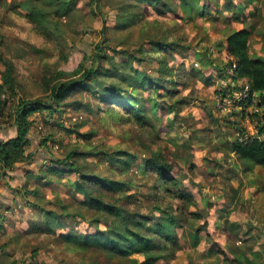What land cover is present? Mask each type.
<instances>
[{"label":"rangeland","instance_id":"rangeland-1","mask_svg":"<svg viewBox=\"0 0 264 264\" xmlns=\"http://www.w3.org/2000/svg\"><path fill=\"white\" fill-rule=\"evenodd\" d=\"M88 1L74 0L66 15L56 20L48 17L47 25L57 24L51 27L56 43H49L33 31V24L24 16L31 2L0 0V53L15 65V86L11 89L2 86L6 66L0 60V115L6 124L2 130L11 128L8 136H15V119L8 114L15 113L19 98L48 97L43 90L45 78L58 68L71 72L81 62L91 64L87 56L98 46L118 65L127 60L130 66L151 72L148 60L139 62L132 55L143 44L147 49L155 47L147 44L149 34L178 42L180 51L170 47L164 54L161 48L154 53L159 58L164 55L173 73L160 89H145L143 101L157 100L165 106L185 101L179 104L178 113L171 109H159L154 115L149 112L144 131L153 129L157 148L181 181L180 189L195 202L187 206L176 230L182 248L174 257L159 259L156 264H238L247 259L264 264V166L243 162L232 146L240 134L260 132L264 126L261 112L254 115L259 99L256 96L254 104L243 110L238 105L219 108L225 88L231 93L248 83L232 78L237 75L234 68H227L229 76L225 75L231 59L227 35L248 27L251 56L264 57V0H191L189 5L168 0L171 8L164 3L159 7L141 3L131 8L138 13L136 22L124 17L121 5L125 0H97L93 9L85 4ZM126 15L131 17L128 12ZM124 21L129 23L124 26ZM105 66L117 75L109 62ZM100 88L97 84L95 90L79 91L52 116L46 109L32 113L30 118L36 124L31 129L28 152L34 153V159L20 162L17 172L7 175L0 164V195H8L0 210L4 217H0V264H128L125 257H112L101 248L77 249L64 238L68 234L101 233L113 219L102 214L89 194L74 183V172L57 175L45 166L51 164L52 155L64 158L73 147L85 152L130 150L137 158L126 172L115 168L118 174L111 169L113 162L96 153H86L78 162L86 172L133 180L125 194L135 192V200L129 202L121 193L122 204L136 213H150L155 175L144 173L146 141L132 131L133 123L135 127L141 123L132 116L123 120L120 109L112 115L104 104L100 111L96 93ZM42 165L45 170L34 175ZM116 198L106 197L108 201ZM165 199L174 207L186 206L185 201L167 194ZM198 227L201 241L193 245L191 233ZM129 258L140 261L143 256L133 253Z\"/></svg>","mask_w":264,"mask_h":264},{"label":"trees","instance_id":"trees-1","mask_svg":"<svg viewBox=\"0 0 264 264\" xmlns=\"http://www.w3.org/2000/svg\"><path fill=\"white\" fill-rule=\"evenodd\" d=\"M28 1L31 2V9L24 16L33 24V31L38 35L44 36L49 43H56L57 37L51 27L56 28L57 24L47 25L48 17L50 16L56 20L59 16L66 15L70 11L69 8L74 0ZM180 1L187 5L191 4V0ZM125 2L122 3L121 8L124 9V17L130 18V22H136L138 19V13L132 11L131 8L141 3H148L156 7L164 3L167 8H171L168 0H125ZM95 3H97V0H91L85 4L93 9ZM97 6L100 7V5ZM126 12L131 17L127 16ZM238 18L240 17L238 16ZM128 23L124 21L122 24L126 26ZM250 36L251 30L248 27L233 30L227 35V46L231 59H229L225 68H234L237 75L232 78H242L248 82L251 93L258 95L259 100L256 103V107L264 118V57L251 56L249 50ZM148 38L147 44L151 42V44H155V47L151 46L147 49L145 47L146 44H143L136 50V55H132L139 62L148 60L153 67L151 72L130 66L127 60L121 63L122 66L118 65L105 48L98 46L95 53L87 56L88 59H91V64H83L81 62L71 72L58 68L49 77L45 78L44 81L46 82H44L43 90L48 94V97L34 100L19 98L15 113L9 112L8 114L9 117L12 116L15 119L17 133L9 138H0V164L4 169L3 173L7 175L11 172H17L16 168L20 162L28 161L27 159L29 158L34 159V153L28 152V147L32 145L31 129L36 124L35 120L30 118V115L46 109L49 110L52 116L53 112L60 111V107L66 99L83 89L95 90L97 84L101 87L99 91H96L100 111L104 110V104L108 106L112 115L116 116L117 112H119L118 109H120L122 110V115L124 114L123 120L128 116H132V119L141 123L139 127H135L136 123H133L132 131H135L139 138H143L146 141L145 152L148 156L145 159L144 173L155 175V182L152 188V191L155 192V195H153L154 203L148 214L133 212L125 208L121 202L119 194H125V189L133 184V180L118 177L110 178L101 174L86 172L78 162V158L86 153H96L105 158L106 161L113 162L114 167L111 169L118 174L119 172L115 168L126 172L133 166L137 158V155L130 150L118 149L109 151L94 149L85 152V150L80 151L77 147H73L64 158L52 155L51 164L45 165L48 171L57 175H65L70 171L74 172L76 176L74 183L78 185L80 190L89 194L94 206L102 214L108 215L113 219L107 230L101 233L93 235L68 234L64 238L68 242L73 243L77 249L101 248L112 257H125L126 260L130 261H127L128 264H156L159 259L174 257L176 251L182 248L180 237L176 231L177 227L180 225L181 220L185 218V211L188 210L187 206L195 202L191 195L180 189L181 181L176 175L171 173L173 171L172 163L166 160L162 151L157 148L158 142L153 137V129L144 131V124L147 123V114L149 112L154 115L158 114L159 109L162 112L171 109L178 113L180 110L179 104L185 101V99L176 100L171 105L166 106L157 100L143 101V91L145 89L151 88L152 91L160 89L163 81L170 80L173 73V67L166 61L164 55H161V58H159V55H154L157 48H161L163 54L167 48L171 47L174 50H179L180 48L178 42L170 41L171 39L169 40L162 36L155 37L149 34ZM188 48L185 47V49ZM63 57L67 59L68 55L63 54ZM0 60L6 66V71L3 73L2 86L14 89L13 71L15 65L11 60L4 58L1 53ZM106 62H109L112 68L117 70V75H113L111 69L106 68ZM225 75L226 77L229 76L228 69ZM108 79H111L110 83L106 82ZM239 88L236 87V89ZM221 93V99L230 94L227 88ZM74 103H66V106ZM258 112H254V115H259ZM263 128L264 126L260 128V132L263 131ZM232 146L243 162H253L264 166V139L255 138L246 142L236 137L232 142ZM43 170L45 169L42 165L39 171H33V174L39 176ZM116 173L114 174L117 175ZM22 188L19 189L21 190ZM165 194L181 199L183 202L185 201L186 206L181 207L178 205L174 207L172 203L165 199ZM107 195L117 196V198L108 201L106 199ZM134 197L135 192L123 195V198L129 202H133L135 200ZM148 197H151V195H148ZM137 200L141 202L143 198L139 196ZM3 208L4 203L1 202L0 210ZM156 212H158V215ZM197 216L201 217V215ZM2 218L4 219V217ZM101 220L102 218L98 219V221ZM0 227H2V224H0ZM200 231L201 227H198L195 233H191L193 245L200 243ZM133 253L142 255L143 259L139 261L138 259L129 258ZM223 254L226 255L225 252ZM241 263L261 264L258 259H247Z\"/></svg>","mask_w":264,"mask_h":264},{"label":"built area","instance_id":"built-area-1","mask_svg":"<svg viewBox=\"0 0 264 264\" xmlns=\"http://www.w3.org/2000/svg\"><path fill=\"white\" fill-rule=\"evenodd\" d=\"M256 96L258 95L255 93H251L249 84L246 83L244 85H241L239 89H236L235 91H233L232 93L228 94L226 97L221 99L219 103L220 105L219 108L220 110H225L228 106L238 105L241 108V110L247 109L249 104H254V100ZM258 111L259 109L256 107V111L254 112H258ZM248 117L250 119L249 115ZM262 119L264 118L262 117ZM5 126H6L5 121L2 119L0 115V130H2ZM240 135H241L240 139L246 142L251 141L255 138L264 139V128L262 132H257L249 135L244 134V136H242V134Z\"/></svg>","mask_w":264,"mask_h":264},{"label":"crops","instance_id":"crops-1","mask_svg":"<svg viewBox=\"0 0 264 264\" xmlns=\"http://www.w3.org/2000/svg\"><path fill=\"white\" fill-rule=\"evenodd\" d=\"M12 131V129L11 128H9V129H6V130H2L1 131V135H0V138H3V136H8V135H11V132ZM9 137V136H8ZM12 137V136H11ZM2 184H0V186H1ZM8 191V190H7ZM13 194V193H12ZM0 197H2L1 199H0V203L1 202H5L7 199H8V195L7 196H3V194L2 195H0ZM14 199V198H13Z\"/></svg>","mask_w":264,"mask_h":264}]
</instances>
